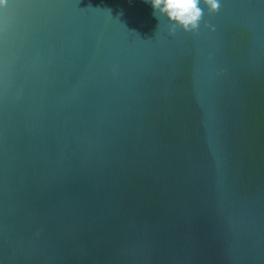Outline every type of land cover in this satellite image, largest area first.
<instances>
[{
	"label": "water",
	"instance_id": "water-1",
	"mask_svg": "<svg viewBox=\"0 0 264 264\" xmlns=\"http://www.w3.org/2000/svg\"><path fill=\"white\" fill-rule=\"evenodd\" d=\"M0 4V264H264V0Z\"/></svg>",
	"mask_w": 264,
	"mask_h": 264
},
{
	"label": "clouds",
	"instance_id": "clouds-1",
	"mask_svg": "<svg viewBox=\"0 0 264 264\" xmlns=\"http://www.w3.org/2000/svg\"><path fill=\"white\" fill-rule=\"evenodd\" d=\"M151 5L153 16L160 20L166 17L170 24L178 25L184 31H195L202 17L199 7L200 0H144ZM4 0H0L3 4ZM211 12L219 9L217 0H204Z\"/></svg>",
	"mask_w": 264,
	"mask_h": 264
}]
</instances>
